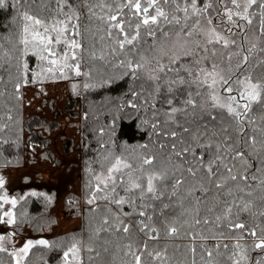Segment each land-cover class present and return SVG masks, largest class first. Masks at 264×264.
Here are the masks:
<instances>
[{
    "label": "snow or ice",
    "instance_id": "6c2138e0",
    "mask_svg": "<svg viewBox=\"0 0 264 264\" xmlns=\"http://www.w3.org/2000/svg\"><path fill=\"white\" fill-rule=\"evenodd\" d=\"M24 3L15 0L16 5ZM5 6L6 0H0V7ZM85 14L97 22L94 33L85 31L106 42L107 54L122 56L120 66L134 78L140 71L147 73L155 118L152 128L171 145L160 160L156 155H142L135 162L111 153L104 157L106 172L94 177L95 191L88 203L104 200L120 211L125 204L132 206L142 218L131 222L138 231L109 209L94 230L96 239L84 244L72 237L64 252L66 264H83L82 251L90 254V261L104 264H187L189 255L191 264H248L251 257L240 243L246 236L253 238L252 249L264 254V229L258 233L260 225H256L249 230L241 219L242 213L264 218V161L255 168L246 150L264 155V111L257 113L254 108H264V0H56L51 18L22 12L19 47L0 54V68L32 53L53 66L48 72L59 70L66 78L64 69H71L80 75ZM142 28L158 43L142 47ZM61 44L62 54L55 50ZM257 53L261 55L254 61ZM89 54L97 58L94 47ZM104 55L102 50L98 58ZM22 67L27 72V63ZM20 88L17 79V100ZM157 101L166 107L158 108ZM11 111L8 120L13 119ZM4 130L0 125V132ZM167 147V142L160 145L161 150ZM3 183L0 179V187ZM0 199L15 207L16 200ZM236 230L241 232L235 243L219 242ZM102 233L115 239H102ZM163 238L188 243L174 244L169 255V246L159 244ZM3 240L0 237V252L7 251ZM36 243L48 246L45 240ZM32 247L28 241L9 254L15 264H22ZM181 248L184 259L177 260ZM254 264H264V259Z\"/></svg>",
    "mask_w": 264,
    "mask_h": 264
},
{
    "label": "trees",
    "instance_id": "16d2710c",
    "mask_svg": "<svg viewBox=\"0 0 264 264\" xmlns=\"http://www.w3.org/2000/svg\"><path fill=\"white\" fill-rule=\"evenodd\" d=\"M55 9L56 0H25L24 4L19 5L15 4V0H6V6L0 7V54L3 51L13 50L14 46L19 47L18 41L23 23L21 19L22 12L28 11L42 18H51L55 15ZM135 22V20L132 21L133 27ZM96 24L97 22L89 20L87 14L81 17L82 31H84L83 45L85 50L83 57L85 59V69L91 73L92 80V83L83 89L78 101L81 114V147H79L81 174L79 181L83 199V201L81 199L83 211L80 215L82 225L69 233L48 238V246L34 245L22 264H66L64 252L71 245L72 237L81 240L84 244H87L90 238L96 239L94 230L101 225L102 215L107 214L109 209L119 212L120 218L129 222L134 231H138V225H133L131 222L142 218L133 213L132 206L125 204L123 211H120L115 204H108L104 200H97L92 204L88 203L91 193L95 191L96 181L94 177L102 171L106 172L108 161L104 157L109 153L128 157L135 162L137 157L142 155H156L157 159L160 160L162 157L166 158L168 152H170L171 140L165 141L163 137L155 135L152 128L155 119L149 95L152 88H150L145 75L140 71L137 73L139 78H134L129 69L116 63L118 58H114L108 66L100 63L99 67H95V60L91 61L92 57L89 53L93 47L95 51L99 50V54L103 49V47H98L103 43L99 41L98 36L94 37L90 32L85 31V29H90L94 33ZM258 26L259 20L257 19L255 27L258 29ZM169 30L174 31V28L170 27ZM249 35L251 36L253 33L250 32ZM255 35H258V32ZM237 39L239 40V37ZM141 41L142 47L158 43L146 35V29L144 28L141 29ZM144 41H147V43H143ZM216 47L220 48V45ZM259 55L261 54H254L253 60L255 61ZM15 56L19 57L18 51L15 52ZM23 63L28 65L27 72L23 70ZM224 64L226 67V60ZM45 66L46 61H41L32 53H29L21 59H13L10 64L0 68V93H3L0 96V118H2L0 119V125L5 126V130L0 132V179L4 181L3 186L0 187V197H4L6 194L9 197L12 196V192L14 193L16 205L13 207L15 218L13 227L17 231L27 227L33 235H41L55 224L51 208L70 189L69 177L55 183H40L25 177L16 180L13 186L8 187L4 174L9 168H19L24 165L26 157L35 149L41 151L40 157H44L49 161L54 160L49 149L50 140L47 135L60 127L56 121L58 113L54 114V119L39 117L35 114L25 117L22 107L24 88L39 86L43 82L52 79L50 75H47ZM260 71V69H257L258 73ZM17 79L21 80L19 100L16 99L17 93L15 92ZM24 80L27 82L24 83ZM146 100L148 103H146ZM72 105L73 101L70 100L66 109L68 110ZM157 107H166V105L161 106L157 101ZM9 108L12 110V120L7 119ZM254 108L257 113L264 111V108L260 105H255ZM165 142L169 147L161 150L160 145ZM70 143V140L65 141V153L69 152ZM246 150L250 153V160L254 167L259 169L261 162L264 161V155L253 153L251 149ZM200 151H203V149H200ZM60 163V160L56 159L53 164L58 166ZM238 164L241 168H244L242 161ZM255 174L259 176L260 172ZM120 191L122 195H127L123 193L122 189ZM102 194V192L97 193V196ZM64 198L77 200L80 197L68 193ZM6 208L3 207V201L0 199V219L2 213L7 210ZM124 213H129V215L126 216ZM241 219L248 225L249 230L256 225H260L256 229L258 233L261 229H264V218L258 215L254 217L248 213H242ZM224 231L227 232V228ZM240 232L241 230H236L234 234L219 242L232 245L236 242V237L240 235ZM120 235H123V233ZM101 236L102 239H115L109 233H102ZM187 243L188 241L184 239L171 238H163L159 241L160 246L165 244L169 246V255L173 254L172 246L174 244L185 245ZM240 243L245 245L251 257L248 264H254L256 259H264V254L260 250L252 249L251 245L254 243L252 237L246 236ZM183 251L184 249L181 248L180 252L176 253L177 260L184 259L181 255ZM220 251L223 252L224 249L221 248ZM89 255L86 251L81 252L83 264H104L103 261L99 260L90 261ZM69 260L71 261V257H69ZM197 260L199 261V249ZM0 264H13L9 252H0ZM71 264H76V262L71 261ZM187 264H191L190 255L187 258Z\"/></svg>",
    "mask_w": 264,
    "mask_h": 264
},
{
    "label": "rangeland",
    "instance_id": "374dc122",
    "mask_svg": "<svg viewBox=\"0 0 264 264\" xmlns=\"http://www.w3.org/2000/svg\"><path fill=\"white\" fill-rule=\"evenodd\" d=\"M105 45L106 42H103L98 46L103 47L102 50L105 54L104 59L98 58L101 54H99V50H96L97 58H92L91 60L92 62L95 60V67H99L100 63L104 66H108L114 58H118L116 63L119 64L120 59H123L122 56L112 57L107 54V47ZM55 50L57 53L62 54L64 45L55 46ZM83 54L84 51L82 56ZM69 63L75 62L69 61ZM164 63H168V60L165 59ZM51 67L53 66L46 61V71ZM64 71L67 72L66 78L61 76L59 70H56L54 73L47 71V75L52 77L50 81H45L39 86L26 87L22 94V107L25 117L35 114L39 117L54 119V114L58 113L56 121L60 127L47 135L50 140L49 149L51 150L52 159L54 160L49 161L44 157H40L41 151L35 149L26 157L24 165L19 168H9L4 174L8 187L13 186L16 180L25 177L32 181H39L40 183H55L69 177L68 183L70 189L67 193L63 194L56 205L51 208V212L55 218V224L41 235H33L27 227L22 228L21 231H17L13 227L15 219L13 206L10 203H4L1 199L3 201V207H7V210L2 213L0 219V237H4L2 245L9 253L20 249L28 241H32L33 246L40 245L36 242L40 240L47 241L50 237L69 233L80 228L82 225V217L80 216L83 211V205H81L82 188L79 181L81 174V157L79 155V147H81V114L78 101L79 95L85 88V85L92 83V80L91 73L85 69L84 57L80 61V75H76L75 71L71 69H64ZM141 72L147 78V73L144 71ZM70 100L73 101V105L67 110L66 107L69 105ZM67 140H70L71 143L69 145V152L65 153L64 143ZM56 159L61 162L58 166H54L53 164ZM68 193L80 198L77 200L73 198H64ZM4 197H7L8 200H16L13 192L12 196L8 197L6 194ZM6 212H11L12 216L9 217L5 215ZM9 220L13 222L10 223ZM12 260L13 264H15L13 257Z\"/></svg>",
    "mask_w": 264,
    "mask_h": 264
}]
</instances>
